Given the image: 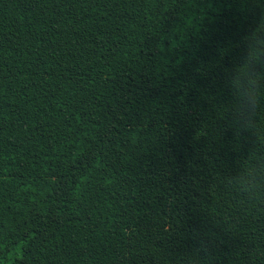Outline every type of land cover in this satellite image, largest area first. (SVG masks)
Masks as SVG:
<instances>
[{"label":"trees","instance_id":"16d2710c","mask_svg":"<svg viewBox=\"0 0 264 264\" xmlns=\"http://www.w3.org/2000/svg\"><path fill=\"white\" fill-rule=\"evenodd\" d=\"M264 0H0V264H264L224 178Z\"/></svg>","mask_w":264,"mask_h":264},{"label":"clouds","instance_id":"9594fccd","mask_svg":"<svg viewBox=\"0 0 264 264\" xmlns=\"http://www.w3.org/2000/svg\"><path fill=\"white\" fill-rule=\"evenodd\" d=\"M243 54L227 77L232 102L225 115L238 134L251 132L264 100V15L242 39ZM227 189L245 204L264 207V146L252 143L236 170L224 178Z\"/></svg>","mask_w":264,"mask_h":264}]
</instances>
